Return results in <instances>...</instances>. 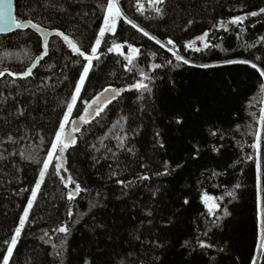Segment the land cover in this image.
Wrapping results in <instances>:
<instances>
[{
  "label": "trees",
  "instance_id": "obj_1",
  "mask_svg": "<svg viewBox=\"0 0 264 264\" xmlns=\"http://www.w3.org/2000/svg\"><path fill=\"white\" fill-rule=\"evenodd\" d=\"M102 3L16 0V15L19 21L65 31L88 47L102 26L97 7ZM139 3L145 5L143 15L137 0H121L129 19L162 42L172 39L192 63L214 67L173 68L166 64L177 63L171 52L121 21L115 37H105L101 60L94 62L73 110L72 119L81 126L73 133L76 144L65 153L67 171L56 175L50 166L10 264H261L254 248L255 166L248 157L254 154L253 130L264 108V78L250 64L224 61L248 59L264 67V15L240 27L228 24L237 15L264 8V0H167L162 18L147 0ZM205 32L217 47L204 49L198 40L195 47L201 51L184 47ZM113 41L129 55L128 45L140 49L132 70L123 57L107 52ZM40 45L30 30L0 36V254L39 182L36 161L50 151V138L66 113L80 70L74 63L79 58L54 37L49 56L32 76L7 74L31 66ZM153 64L164 66L153 70ZM141 72L154 78L144 81L150 92L132 87ZM109 87L124 91L85 123L80 117L87 105ZM165 164L168 175H157ZM68 175L86 190L72 201L67 192L74 185L66 188L60 180ZM145 175L148 180L141 179ZM232 191L235 198L227 195ZM205 194L217 198L230 215L217 221L221 214L208 212ZM65 223L67 236L54 231ZM201 242L212 247L201 248Z\"/></svg>",
  "mask_w": 264,
  "mask_h": 264
},
{
  "label": "snow or ice",
  "instance_id": "obj_2",
  "mask_svg": "<svg viewBox=\"0 0 264 264\" xmlns=\"http://www.w3.org/2000/svg\"><path fill=\"white\" fill-rule=\"evenodd\" d=\"M148 4L152 8V12L155 16L163 17L165 13V7L167 4V0H147ZM97 7L100 8L102 12V26H98V34H94L93 40L94 43H90L88 47H84L81 42L77 41L72 35L66 34L65 31L57 30L55 31V36L62 39L64 44L70 50L72 54H74L79 59L75 60L74 63L80 65V70L78 72V79L73 85V92L70 93V102L66 104V113L62 116V122L58 123V130L54 131L53 137L50 138V151L47 152L46 158H41L36 161L38 165H40L39 171V182L35 183V190L31 192V199L27 202V208L23 210V215L19 219L18 227H16L14 234L7 241V247L2 250L3 254H0V260L3 261V264H10V261L13 257V251L16 249L17 244L20 240L21 234L28 223L29 210L33 208L34 201L37 198V193L41 189L43 182L45 181L46 174L49 171L50 166H52L53 172L56 175H59L61 171L66 172L67 168L65 167V153L71 147L76 144V137L73 134H69L66 132V127L73 123L70 120V117L73 113V109L77 104L78 99L81 97V92L84 89V85L89 78L90 73L93 71L94 67L97 66L94 62H99L101 60V55L103 53L100 52L102 44H105V37L110 35L115 37L117 28L120 25L121 21L123 23L130 25L132 29H135L136 32L141 33L144 37H146L150 41H154L155 44L159 45L162 49H167L168 52H171L177 63H173L172 60L166 61L167 65L172 66L173 68H177L180 65H189L191 67L198 68H211L214 65L211 64H194L189 59H186L183 55L179 54V48L176 43L172 39H168L166 42H162L155 35L150 34L149 31L145 30L144 27H141L140 24L135 22L133 19H129L125 14L121 0H103L102 4H98ZM137 11L140 12L141 15L145 13V5L139 3L137 0ZM264 15V8H260L258 11H251L247 14L240 16L237 15L228 21V24L235 25L240 27L243 22L250 17H257ZM193 21H188V24L191 25ZM27 24L31 25V27L41 33L43 35V41L41 42V54L37 55L35 58V62L31 64V66L27 67L26 70L18 75L21 77H29L33 74V70L39 65V63L44 59V57L49 56V44H48V33L40 27L39 24H33L31 21H28ZM25 22H18L12 14V5L11 0H0V29H12L15 27L16 29L25 28ZM220 26L224 28L225 31H228V27L225 26L224 22H220ZM209 33L205 32L196 40L184 45L185 48L192 49L194 51H201L199 47H195L196 41H200L203 43L204 49H208L210 47H217L218 45H212L208 41ZM262 41V47H264V37L260 38ZM130 50V55L126 54L123 45L116 43L113 41L110 46L107 47L108 53H115L117 56L123 57L125 61H127V65L131 66L129 70H132L134 65V61L138 59L140 49L133 47L132 45L127 46ZM250 48L256 47V45H249ZM155 55V54H153ZM255 60H260L259 56L254 57ZM225 64L229 65H248L250 64L251 68L255 69L259 74L260 78H264V67H260L257 63L252 62L248 59H228L224 61ZM161 64H153V70L163 67ZM8 75H13V73L8 72ZM4 73L0 72V76H3ZM154 78L149 75L141 72V79L132 85V87L136 91L140 92H150L151 89L149 87V83H145L144 81L151 82ZM260 90L264 92V81L260 83ZM124 89H116V88H105L103 92H101L95 99L92 100L91 104L87 105V108H92L95 116H100V114L105 110L106 106L110 104L114 99L120 95ZM107 93L108 95H105ZM94 106V107H93ZM93 113H89L85 110L84 116L80 117V119L84 120L85 123L89 121L86 119L89 115ZM20 115H23V112H20ZM255 115V114H253ZM179 123V121H178ZM258 124V128L253 130V136L255 143L251 145L254 149V154L252 157H248L251 159L255 166V181L257 188V200H256V238L258 240V245H254L256 253L262 258L261 264H264V108H261L258 119L256 120ZM72 133H76L79 131L77 126L72 127ZM215 135V133H213ZM159 136V133H157ZM11 139V137L9 138ZM160 147L163 148L164 144L160 142ZM131 151V149H129ZM3 157H0L2 159ZM168 165L165 164V171L158 172L157 175L166 176L168 175ZM142 180H148V176H142ZM60 180L64 182L65 187H69L70 185H74V188H69L67 192V200L72 201L74 196L78 192L86 191L82 189L80 184L77 183L71 175H68L66 178L64 176H60ZM120 183H123L120 181ZM131 183V182H129ZM240 185L236 184L235 189H239ZM228 196L235 198V191L228 192ZM208 212L212 215H216L218 212L221 215L217 216V221H219L222 217H226L230 215L228 208H221L219 201L215 197L204 195V203L209 204ZM185 204L188 203L187 200L183 201ZM69 216H72V212L69 211ZM149 216L152 215L151 212L148 213ZM57 233H62L65 236L69 234V226L65 223L60 227L54 229ZM45 236L48 233L44 234ZM55 248L56 245L53 244ZM201 248H210L211 244H206L201 242ZM59 255V253H57ZM252 264H257V261L253 260Z\"/></svg>",
  "mask_w": 264,
  "mask_h": 264
},
{
  "label": "water",
  "instance_id": "obj_3",
  "mask_svg": "<svg viewBox=\"0 0 264 264\" xmlns=\"http://www.w3.org/2000/svg\"><path fill=\"white\" fill-rule=\"evenodd\" d=\"M11 5H12V14H13V17L18 21V22H25V28H23V29H16L15 27H13L12 29H0V36H3V35H9V34H12V33H15V32H17V31H27V30H30V31H32L33 33H35V34H37L39 37H40V39H41V42L43 41V35L41 34V33H39V32H37V31H35L32 27H31V25H29V24H27V22L28 21H30V20H26V21H19L18 19H17V15H16V0H11ZM32 22V21H31ZM33 24H36V23H34V22H32ZM42 29H44L49 35H48V44L50 43V40L52 39V38H54V37H56L55 36V31H57V30H52V29H48V28H44V27H42V26H40ZM59 38V37H58ZM47 57V56H46ZM46 57H44V59L46 58ZM43 59V60H44ZM42 60V61H43ZM41 61V62H42ZM35 62V61H34ZM33 62V63H34ZM40 62V63H41ZM40 63H39V65H40ZM38 65V66H39ZM38 66L33 70V73L35 72V70L38 68ZM32 76V75H31ZM11 77L12 78H14V79H27V78H29V77H21L20 75H18V74H13V75H11ZM92 113H93V109H92V111H91ZM94 116V113L91 115V117H93ZM76 195H77V193H76ZM75 195V196H76Z\"/></svg>",
  "mask_w": 264,
  "mask_h": 264
},
{
  "label": "rangeland",
  "instance_id": "obj_4",
  "mask_svg": "<svg viewBox=\"0 0 264 264\" xmlns=\"http://www.w3.org/2000/svg\"><path fill=\"white\" fill-rule=\"evenodd\" d=\"M78 101H79V99H78ZM77 101V102H78ZM94 107V106H93ZM75 108V107H74ZM74 110V109H73ZM89 113H92L91 111H92V108H87L86 109ZM95 116V115H94ZM93 116V117H94ZM86 119H92V117H91V115H89L88 117H86ZM70 120L72 121V122H74V124L73 123H70L67 127H66V132H68L69 134H73L72 133V127L73 126H77L78 128L81 126V123L78 121V120H76V119H72V115H71V117H70ZM74 135V134H73ZM31 199V198H30ZM203 201H204V199H203ZM212 202L210 201L209 202V204H205L207 207H209V205L211 204ZM30 211V210H29Z\"/></svg>",
  "mask_w": 264,
  "mask_h": 264
}]
</instances>
